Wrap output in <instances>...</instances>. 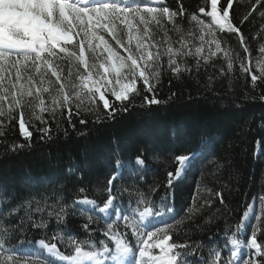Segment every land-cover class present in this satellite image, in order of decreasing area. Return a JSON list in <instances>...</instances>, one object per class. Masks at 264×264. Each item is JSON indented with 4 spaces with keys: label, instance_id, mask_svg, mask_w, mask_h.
<instances>
[{
    "label": "snow or ice",
    "instance_id": "obj_1",
    "mask_svg": "<svg viewBox=\"0 0 264 264\" xmlns=\"http://www.w3.org/2000/svg\"><path fill=\"white\" fill-rule=\"evenodd\" d=\"M248 7L237 21L234 0H0V158L57 145L70 130L88 137L138 110L149 115L178 98L176 91L159 98L166 75L169 85L176 80L222 103L237 66L236 79L264 86V44L253 57L242 30L257 12L264 21V0ZM233 38L241 53L230 47ZM258 99L264 104V90ZM257 119L256 144L264 146V114ZM201 135L199 125L174 127L127 154L117 148L103 183L69 165L51 197L9 192L0 182V264H264V185L236 216L231 153L210 160L208 170L203 147L177 148L178 138ZM253 158L264 172V155ZM163 161L177 167L159 184L118 186L125 170L143 179L150 163ZM189 171L194 191L178 207L177 187ZM66 182L72 197L64 196Z\"/></svg>",
    "mask_w": 264,
    "mask_h": 264
},
{
    "label": "trees",
    "instance_id": "obj_2",
    "mask_svg": "<svg viewBox=\"0 0 264 264\" xmlns=\"http://www.w3.org/2000/svg\"><path fill=\"white\" fill-rule=\"evenodd\" d=\"M202 2L203 0H201ZM252 2L253 0H234L237 21L242 19L245 12L250 11L248 6ZM242 30L248 38L253 57L256 58V52L264 41V21L260 19L259 12L243 26ZM230 47L234 53L242 52L235 38L230 40ZM239 76L237 66L235 76L231 80L225 81L224 91H228L230 95L227 97V102L222 103L211 95L197 98L195 89L183 88L176 80H173L169 85V78L166 75L162 78L159 98H166L171 91L178 93V98L169 105H160L158 110L149 115H145L139 110L125 115L118 123H114L108 128H102L98 132L94 131L88 137H77L70 130V138L66 141L62 140L57 145L39 144L31 154H27V150H25L24 153L12 159L0 158V182L5 183L9 192L20 195L36 192L51 197L56 195L59 186L56 177L69 165L78 163L93 183L97 179L103 183L111 175L108 163L115 149L119 148L127 154L138 148L148 137L167 138L174 127L179 129L199 125L202 135L188 143L178 138L176 140L177 148L181 151L187 148L200 151L203 147L204 158L201 166L208 170H211L210 160L231 153L235 164L233 171L238 169L239 175L233 180V195L229 199L235 210V215L239 216L243 211L242 204L252 202L251 195L259 194V187L264 185L262 166L253 158V152L264 155V146L256 144L260 134L252 124L253 121L258 123L257 118L264 114V104L258 99L264 86L253 90L250 83L246 86L243 80L236 79ZM189 92L193 96L192 101L187 99ZM252 96H257V99L252 101ZM74 122L80 127L75 117ZM8 138L9 140L12 138L11 130H9ZM202 139L207 140L208 143L201 146ZM2 141L3 138H0V153L5 147ZM175 167L174 161H163L162 164L159 162L150 163V171L143 179L125 170L121 178L117 180V184L133 189L140 185L147 188L150 185L159 184L164 177L165 170L174 171ZM228 179L229 176L225 173L221 183H227ZM66 183L69 186L66 187L64 196L72 197L74 193L70 182ZM194 187L193 174L189 171L186 178L177 187L178 207L183 205L185 199L191 197ZM208 187H212V185L209 184ZM93 190L99 195V189ZM165 191L161 188L156 196L157 201L164 197ZM167 191L170 196L171 190ZM201 195L207 197L206 192H201ZM202 202V200L198 201V203Z\"/></svg>",
    "mask_w": 264,
    "mask_h": 264
},
{
    "label": "rangeland",
    "instance_id": "obj_3",
    "mask_svg": "<svg viewBox=\"0 0 264 264\" xmlns=\"http://www.w3.org/2000/svg\"><path fill=\"white\" fill-rule=\"evenodd\" d=\"M262 44H264V41H263V43ZM256 54H257V57L256 58H258L259 57V52H256Z\"/></svg>",
    "mask_w": 264,
    "mask_h": 264
},
{
    "label": "water",
    "instance_id": "obj_4",
    "mask_svg": "<svg viewBox=\"0 0 264 264\" xmlns=\"http://www.w3.org/2000/svg\"><path fill=\"white\" fill-rule=\"evenodd\" d=\"M177 166V165H176Z\"/></svg>",
    "mask_w": 264,
    "mask_h": 264
}]
</instances>
